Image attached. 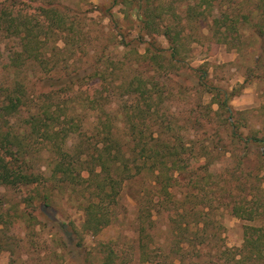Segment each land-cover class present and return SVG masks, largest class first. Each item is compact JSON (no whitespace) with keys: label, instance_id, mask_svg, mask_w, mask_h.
Returning a JSON list of instances; mask_svg holds the SVG:
<instances>
[{"label":"rangeland","instance_id":"obj_1","mask_svg":"<svg viewBox=\"0 0 264 264\" xmlns=\"http://www.w3.org/2000/svg\"><path fill=\"white\" fill-rule=\"evenodd\" d=\"M5 1L11 2L18 14H29L34 20L33 23L40 19L43 24H47V18L43 16L38 6L41 0ZM53 3L61 5L65 20L74 25H69L68 42L64 47L61 41L63 34L53 27H45L39 31L38 27H35L33 33L37 35V39L31 53H38L39 58L31 63V60L24 62L23 67L30 64L35 76L47 75L49 71L59 72L62 67L82 69L83 78L75 80L70 85V88H73L70 94L75 98L72 103L76 107V113L83 120H88L87 123L82 122L83 125L96 126L94 127L96 131L101 133L102 126L100 119L96 117L97 112L85 110L82 107V103L86 102H83V98L96 93L99 97L101 93L109 92V103L106 107L119 114L121 102L125 98L124 81L133 77L128 65L137 59L130 47H136L143 52L145 47L150 46L152 49L158 46L162 55L158 63L164 66L158 67L155 62L151 66L144 58L141 59L138 85L157 82L155 87L162 95V108L172 111L175 115L189 117L191 121L202 118L195 131L180 126L173 129L182 136L186 147L197 154L192 159L196 165L201 166V172L209 173L196 184L199 195L192 196L191 203L185 202L187 203L185 205L179 203L174 209L188 208V205L193 204L201 207L202 204L209 203L212 212L206 221L209 227L211 224L218 227L217 243L226 245L232 253L247 255L250 250L243 248L246 247L243 245L245 227L264 225V216L258 215V219L254 221L236 217L228 209L223 208L222 201L228 195V186H232L235 187L233 193L237 195L236 197L246 195L248 188L256 189L264 205V162L259 156V153H264V148L257 144H249L243 150L233 148L234 141L230 136L233 129L243 135L251 134L264 138V53L261 60L260 56L258 57L264 52V45L244 29L249 24L264 23V9H261L264 0H162L161 4L171 3L170 10L165 12L162 7L158 9L160 13L157 11L153 20L149 21L152 25L149 27H143L144 25L137 27L133 17L124 16L123 8L127 6H113L112 0H54ZM183 8L197 12V16L190 21L191 27L185 26L187 34L184 45H188L186 49L188 52H181V58L186 57L185 63L195 71H186L187 67L184 64L183 73L170 80L169 73L165 71L166 65L171 64L169 44L166 37L162 36V30L165 25H172L180 20H183V23L187 21ZM171 11L174 14L167 13ZM108 13L112 14L111 18L107 16ZM231 14L236 15V21H233L236 31L228 32V29L221 27L219 33L225 31L226 34L217 36L212 30L208 31L209 21ZM262 29L264 31L263 26ZM122 41L124 43L131 41V46L122 47L124 44ZM0 42L1 87L5 83L11 84L10 69L7 65L10 64L12 51L19 49L17 46L19 42L14 37L3 38ZM55 47L59 48L60 53ZM94 51L98 52L97 69L103 70L104 73L97 74L93 65L91 66L93 59L90 55ZM53 52L57 54L54 56ZM67 58L69 61L77 58L76 64L73 66L69 62L65 64L63 60ZM150 67L154 69L152 72L149 71ZM200 68L206 71L203 80H200L206 81L207 86L201 85L198 88ZM85 72L93 74L88 77ZM136 75L138 76V73ZM209 85L232 94L229 105L234 114L231 122L229 120L230 124L225 120V111L216 103L222 94L221 97L216 96V91L208 88ZM62 100L61 96L59 101ZM4 116L8 118L6 130L8 127L19 129L20 117L23 116L21 112ZM110 118L114 135L118 133L121 135L122 129H119L122 124L121 118L113 112L110 113ZM189 140H192L191 144ZM68 142L71 143L69 140ZM239 145L242 146L240 143ZM47 151L45 148L41 149L39 154L45 156ZM205 153H208L207 157H203ZM35 156L39 158L38 155ZM205 160L211 161L208 171L202 166ZM39 165L46 167V161L36 160L33 170H37ZM144 180L147 181L144 185L140 181L124 185L121 197L124 207L122 214L95 234L84 232L81 225L82 211L76 206L73 196L66 190L61 191L58 184L42 180L37 187L0 185V264H105L109 260L107 255L112 254L110 250L115 256L111 264H162L154 261L157 259L155 256L160 257L161 248H166L164 251L168 252L170 245H173L167 225L168 219L176 218V215L168 218L169 208L161 215L153 216L156 222L153 226L147 227L148 232L146 230L145 234L151 236L152 240L147 238L148 246L142 252L147 259L145 258L143 263L137 262L133 196L138 189L145 188L146 196L154 199L153 194L148 192L147 178ZM244 188L247 189L243 190ZM185 191V186L180 187L175 195L182 199ZM40 192L51 195L53 200L49 207L36 204L39 203ZM218 195L220 199H215L214 197ZM166 204L169 205L168 202ZM260 209L262 210L259 213L264 210L262 206ZM206 210L209 211V208L206 207ZM186 221H190L192 225V218H186ZM70 230L80 239V250L75 247L76 240L69 233ZM187 231V233L183 231L187 239L197 233L194 225ZM173 254L178 257L177 252L173 251ZM258 255L259 251H254L248 264H264V257L260 258ZM167 260L164 264L169 263Z\"/></svg>","mask_w":264,"mask_h":264},{"label":"trees","instance_id":"obj_2","mask_svg":"<svg viewBox=\"0 0 264 264\" xmlns=\"http://www.w3.org/2000/svg\"><path fill=\"white\" fill-rule=\"evenodd\" d=\"M53 2L54 0H41L38 5L43 16L47 18V24H43L40 19H37V23H33L34 20L29 14H18L19 12L17 13L11 2L0 0V41L6 37H14L19 42H17L19 49L12 51L10 64L7 65L10 69L11 84L6 85L3 81L4 85L0 87V103H2L0 105V185L37 187L42 180L58 184L61 191L66 190L69 195L73 196V201L82 211L81 225L84 232L95 234L102 227L117 220L122 214L124 207L121 197L124 185L139 181L144 185L147 182L144 179L147 178L146 186L148 192L153 194L154 199L146 196L145 188L138 189L133 196L135 200L134 241L137 245L138 263H143L147 259L142 252L148 246L147 238L152 240L151 236L145 235L147 227L155 224L153 216L161 215L163 211L168 210L167 208L170 210V213L167 214L168 218L173 214L176 215V218L168 219L167 225V229L172 235L173 245H170L168 252L164 251L166 248L160 249V257H158L159 255L155 256L158 259L154 260L156 263L164 264L168 259V264H248L254 251H259L260 258L264 257V225L245 227V243L243 245L246 247L243 248L250 251L247 255L243 253V256L236 252L232 253L226 245L217 243L219 241L216 240L218 227L213 224L209 227L206 221L212 212V206L209 203L202 204L201 207L193 204L188 205V208L174 209L179 203L184 205L187 204L185 202L191 203V197L199 195L196 184L206 178L209 173L201 172V166L196 165L192 159L197 154L188 146L186 147L182 136L173 129L180 126L195 131L202 118L199 117L197 120L191 121L189 117H181L180 114L175 115L172 111L162 108V95L155 87L157 82L138 85L141 59L144 58V61L151 66L154 62L158 67L164 66L162 63H158L162 56L158 46L155 47L156 49H151L150 46L145 47L141 52L138 48L131 46V41L121 42L124 43L122 47L131 46L130 50L135 52L137 59L128 65L133 72V77L124 81L126 84L125 98L121 102L119 114L106 107L109 103V92L101 93L99 97L96 96V93L89 95L88 98H83V102H86L82 103V107L87 111L91 110V113L93 110L97 112L96 117L100 119L102 126L101 133L96 131V126L94 128L83 125L82 122L87 123L88 120H83L76 113V107L72 103L75 98L70 94L73 89L70 88V85L75 80L83 78L82 69L62 67L59 72L49 73V71L47 75L35 76L30 64L23 67L24 62L31 60V63L34 59L39 58L38 53H31L37 39V35L33 33L35 27H38L37 31L45 27H53L57 32L63 34L61 41L64 47L68 42L69 25H74L65 20L61 5ZM161 2L162 0H112V5L127 6L125 9L123 8L125 18L133 17L136 26L149 27L152 26L149 21L153 20L158 9L162 7L165 12L170 10L171 3L168 5L161 4ZM262 8L264 9V6H261ZM183 9V13L187 15L185 23L180 20L172 25L161 26L163 27L162 36L166 37L169 44L171 64L166 65L165 71L167 70L166 72L169 73L170 80L183 73L184 64L187 67L186 71H195L185 63L186 57L181 58V52H188L186 50L188 45H184L185 34H187L185 26L191 27L190 21L197 16V12L193 9H191L192 11L188 8ZM158 12L160 13V11ZM167 13L172 14L173 12ZM107 16L111 18L112 14L108 13ZM235 16V14H231L218 20L212 19L207 23L208 31L212 30L216 36L217 34H226L225 31L219 33L221 27L228 29V32H230L229 30L236 31V25L233 24V21H236ZM247 26L244 29L258 38L260 42L262 41L264 45L262 29L264 23ZM197 38L200 37L197 36ZM220 42H222L221 39ZM55 49L59 52V48L55 47ZM125 53L126 51H124ZM262 53L264 52L258 55V57L260 56L259 60L263 57ZM56 54L52 53L54 56ZM90 57L93 59L91 66L93 65L94 71H97V74L104 73L103 70L97 69L98 52H92ZM63 61L65 64L69 62L73 66L76 64L77 58L71 61L67 58ZM153 70V67H150L149 71ZM198 70H200L198 88L201 85L207 86L206 81H201L206 75V71L201 68ZM91 74L93 73H86L88 77ZM208 88L215 90L216 96L221 97L222 94L221 99L216 103L225 111V120L230 124L229 120L233 118L234 114L229 105L232 94L210 85ZM61 96L63 100L59 101ZM72 105L73 107H71ZM13 112L23 114L20 117L19 129L8 127L10 130H6L8 118L4 115H10ZM112 112L122 120L119 128L122 129L121 135L118 133L115 136V132L112 130L110 122V113ZM230 136L234 141L233 148L243 150L249 144H257L264 148V138L262 137L251 134L243 135L233 129L230 131ZM185 139L187 140V137ZM189 142L191 144L192 140ZM44 148L49 151L45 156L39 154L40 150ZM35 155H38L39 158H36ZM232 155L234 154L232 153ZM207 156L208 153L203 155V157ZM259 156L264 162V153H259ZM38 159L46 161V167L39 165L37 170H33L35 161ZM210 164V160H205L202 164L205 171ZM184 186L186 191L181 199L179 195L175 194H177L176 190ZM234 188L228 186V195L222 201L223 208L228 209L236 217L250 221L257 220L258 215L264 216V210L259 213L262 210L260 207L262 206L264 209V205H262L263 202L256 189L244 188L243 190L247 189L246 195L236 197L237 195L233 193ZM50 191L51 188H49ZM39 196V203H36L38 206L49 207L51 205L53 200L51 195H48L47 192H40ZM214 198L220 199V196ZM167 202L169 205L166 204ZM206 207L209 208V211L206 210ZM186 218H192V225L197 231L190 239L183 235V231L187 233L188 228L192 226L190 221H186ZM69 233L76 240L75 247L80 250V239L75 232L70 230ZM207 244L209 246H205ZM110 251L112 254L107 255L109 260L105 264H111L115 258L113 251ZM173 251L177 252L178 257L173 254Z\"/></svg>","mask_w":264,"mask_h":264}]
</instances>
